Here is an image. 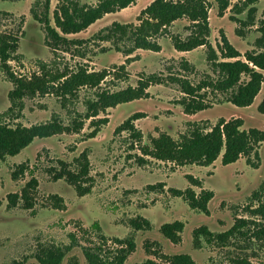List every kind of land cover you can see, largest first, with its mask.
I'll use <instances>...</instances> for the list:
<instances>
[{
  "label": "rangeland",
  "instance_id": "obj_1",
  "mask_svg": "<svg viewBox=\"0 0 264 264\" xmlns=\"http://www.w3.org/2000/svg\"><path fill=\"white\" fill-rule=\"evenodd\" d=\"M74 1L93 6L100 0ZM152 1L136 0L125 9L105 15L84 31L63 35L66 42L55 43L45 25L34 17V14H43V0H0V35L18 38L17 50L8 62L15 76L29 79L44 73L50 78L61 72H75L79 67L109 72L97 88L80 87L66 96L51 92L37 94L14 104L9 97L13 84L0 66L2 122L13 127L53 119L71 128L81 124V128L74 131L37 138L18 155L7 157L2 163L0 264H41L38 256L56 247L69 249L61 264H68L70 259L87 264L83 255L86 248L103 260H112L126 246L115 239L132 240L136 244L125 264L156 259L159 254L181 253L190 254L199 264H229V259L235 256H246L253 264H264V239L256 241L251 236L252 229L258 227L254 222L264 224V219L252 213L258 205L253 195L256 192L264 194V144L258 148L259 158L254 154L250 156L257 169L249 165L246 158L228 165H223L219 158L210 166L180 167L173 162L142 157L139 143L129 137V132L115 133L116 127L136 112L145 115L135 121V126L143 134L142 144L148 146L152 138L163 133L179 140L194 124L208 131L221 118L238 117L243 120V129L264 130V114L258 110L264 97V82L248 107L231 103V91L221 92L203 84L215 83L222 77L214 64L215 59L234 60L221 57L218 47L221 33L241 53L240 59H245L246 52L264 50V0L255 4L231 0L230 8L223 14L218 13L212 0H208L210 46L191 51H179L174 47L176 38L185 40L193 32L194 27L187 19L175 21L156 37L160 51L138 49L126 56L124 51L131 44L125 38L117 41L100 38L113 22L137 26L140 11ZM63 3V0H51L50 24L53 27L54 11ZM235 4L237 6L233 7ZM122 64L127 76L116 79L114 71ZM262 72L264 74V70ZM150 75L157 80L148 89V98L123 103L87 118V114H91L89 103L96 99L97 92H115L136 86L139 79ZM247 79L242 76L243 82ZM183 80L193 86H202L200 94L209 107L195 114L184 113L180 104L186 96L181 86ZM103 118L108 119L106 124L97 122ZM95 129L98 132L91 137ZM84 151L90 161V170L89 179L82 184L89 191L80 195L65 176H59L67 169L77 171L76 158ZM141 157L146 160L143 164L139 161ZM19 164L25 165L27 170L13 178ZM189 174L200 181V186L188 181ZM32 176L38 181L33 190V208L26 209L21 199L13 205L8 196L20 195ZM169 188L181 191L191 188L196 194L211 190L209 213L191 209L184 198L175 196ZM55 195L62 198L60 206L54 204L52 196ZM259 200H263L262 196ZM140 217L151 222L150 229L137 230L132 226L131 220ZM238 220L247 222L242 227L247 237L238 234L231 237L226 246L207 243L203 235L193 236V231L202 226L214 234L226 232ZM175 221L184 224L178 244L169 242L161 233L163 225ZM242 245L246 246L245 250Z\"/></svg>",
  "mask_w": 264,
  "mask_h": 264
},
{
  "label": "trees",
  "instance_id": "obj_2",
  "mask_svg": "<svg viewBox=\"0 0 264 264\" xmlns=\"http://www.w3.org/2000/svg\"><path fill=\"white\" fill-rule=\"evenodd\" d=\"M136 0H100L93 6L81 5L74 0H63L58 10L54 11L53 20L55 27L50 24V4L51 0H43L44 12L38 16L34 14L35 19L45 25L49 37L56 43L58 41L66 42L67 38L63 35L76 34L86 30L96 21L102 19L105 15L118 12L133 4ZM216 5L219 14H223L231 6V0H212ZM259 0H245L246 4H255ZM235 4L233 7H236ZM209 2L208 0H153L148 6L139 13V24L133 26L132 23L121 24L113 22L101 39L125 38L131 45L125 49L126 56L131 55L138 49H149L160 51L161 46L156 42V37L163 34L166 29L175 21L187 19L193 25L192 34L185 40L176 38L174 47L179 51H191L201 46H210L209 37L211 34L209 24ZM59 29L60 32L57 30ZM113 41V40H112ZM18 38L13 36L0 35V66L6 73L7 77L13 84V89L9 93L12 103L20 102L25 97L37 94L55 93L56 95H72L80 87L97 88L108 76L106 69L101 71H89L85 67H79L77 71L67 73L61 72L54 75L32 76L29 79L17 77L10 70L8 62L16 52ZM222 59H234L233 61H218L215 59L214 64L219 68L222 77L215 83H203L215 90L221 92L231 91L230 101L237 107L250 106L256 96L259 94L262 83L264 82V50L260 52H246L244 60L240 59L241 53L229 42L228 38L221 33V43L218 45ZM119 49V47H117ZM212 49V48H211ZM213 51V50H212ZM215 53V52H214ZM117 68V69H116ZM113 77L116 79L126 78L127 72L125 65L117 66ZM247 76L246 81H242V76ZM156 77L150 75L141 78L136 86H128L115 92L102 90L97 92L96 99L89 103L87 118L94 117L99 111H105L108 108H114L120 104L132 102L134 100L145 99L149 97L148 89L156 83ZM59 82L54 85L53 83ZM185 98L180 101L184 113L195 114L209 107L205 103L202 94H200V85L193 86L188 81L183 80L181 83ZM189 99V101L186 100ZM258 110L264 114V97L261 100ZM142 112H136L128 117L122 124L115 129L116 134L123 131L129 132V137L139 143V150L142 157L148 156L160 161L173 162L177 166L201 165L210 166L219 158L223 165L236 162L240 158H246L247 163L256 167L251 161L250 156L254 154L259 158L258 148L264 144V130L257 128L243 129V120L238 117L230 119L221 118L205 131L203 128L194 124V127L186 134H183L179 140L174 139L168 133H163L158 137L151 139V146L142 144L143 134L140 129L136 128L135 121L143 118ZM102 125L108 122L107 118L98 120ZM95 125L96 122H93ZM97 128H98V124ZM71 128L68 125L61 124L58 120L53 119L45 123L31 126L16 125L10 126L1 121L0 118V168L7 157L18 155L22 150L28 147L37 138H47L63 132H70L81 128V124ZM95 129L91 137L97 134ZM221 156V157H220ZM139 158L140 163H145L144 158ZM77 171L66 170L65 176L67 181L72 184L80 195L89 191L82 183L89 179L90 161L87 153L84 151L79 158ZM27 167L23 164L18 165V169L13 172V178L19 174H24ZM58 177V176H57ZM188 181L194 186H200V181L190 174L186 176ZM38 185L37 179L32 176L26 183L20 195L10 194L9 201L14 205L16 200L21 199L26 209H32L34 206L33 190ZM161 188L163 186L159 184ZM175 196L185 199L191 209L200 210L209 213L210 201L213 198L211 190H202L199 194L191 188L184 191L175 188H169ZM256 192L253 196L258 201L256 208L252 209L254 216L264 219V194ZM262 196L263 200H259ZM54 204L60 206L62 198L58 195L52 196ZM132 226L137 229H150L151 222L146 218H136L131 220ZM245 220H238L235 225L223 233H212L207 227L202 226L193 231V236H204L207 243H214L226 246L231 237L238 234L246 238L247 232L242 230L246 225ZM257 228H253L251 236L256 241L264 239V224L254 222ZM184 229L181 221L167 223L162 226L161 233L173 244L181 241L180 233ZM103 239H105L102 236ZM119 244L126 243L125 247L114 255L112 260H103L100 256L92 252L89 248L83 250V255L87 264H125L128 256L136 249V244L132 240L123 242L115 239ZM244 250L246 249L242 245ZM67 249V250H65ZM56 247L43 251L38 256L41 264H61L68 248ZM242 249V250H243ZM155 254H157L155 252ZM156 259H146L142 262L133 264H199L190 254L156 255ZM157 259H160L158 261ZM68 264H80L77 259H70ZM229 264H253L246 256H235L229 259Z\"/></svg>",
  "mask_w": 264,
  "mask_h": 264
},
{
  "label": "crops",
  "instance_id": "obj_3",
  "mask_svg": "<svg viewBox=\"0 0 264 264\" xmlns=\"http://www.w3.org/2000/svg\"><path fill=\"white\" fill-rule=\"evenodd\" d=\"M98 21H99V20H98ZM98 21H96L95 23H97ZM95 23H94V24H95ZM94 24H92V25H94ZM92 25H91V26H92ZM91 26H90V27H91Z\"/></svg>",
  "mask_w": 264,
  "mask_h": 264
},
{
  "label": "flooded vegetation",
  "instance_id": "obj_4",
  "mask_svg": "<svg viewBox=\"0 0 264 264\" xmlns=\"http://www.w3.org/2000/svg\"><path fill=\"white\" fill-rule=\"evenodd\" d=\"M144 117H145V116H144ZM180 167H181V166H180ZM252 167H253V166H252ZM253 168H256V169H257L258 167H253Z\"/></svg>",
  "mask_w": 264,
  "mask_h": 264
}]
</instances>
